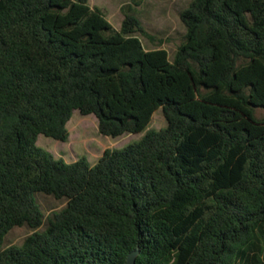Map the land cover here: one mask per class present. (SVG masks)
Instances as JSON below:
<instances>
[{
	"label": "trees",
	"instance_id": "obj_1",
	"mask_svg": "<svg viewBox=\"0 0 264 264\" xmlns=\"http://www.w3.org/2000/svg\"><path fill=\"white\" fill-rule=\"evenodd\" d=\"M181 18L171 59L131 12L117 29L89 0H0V264H125L138 247L136 264H264V0ZM75 110L107 136L146 132L67 162L37 142L68 141ZM38 192L67 204L46 218Z\"/></svg>",
	"mask_w": 264,
	"mask_h": 264
},
{
	"label": "rangeland",
	"instance_id": "obj_2",
	"mask_svg": "<svg viewBox=\"0 0 264 264\" xmlns=\"http://www.w3.org/2000/svg\"><path fill=\"white\" fill-rule=\"evenodd\" d=\"M192 0H89L92 6L100 7L115 28L122 27L125 13L131 12L137 16L152 35L153 39L138 33L147 49L164 48L171 59L174 58L178 46L183 42L187 28L181 18V12L189 6ZM256 115H264V109H259ZM167 125L163 109H158L147 129H160ZM70 137L61 141L40 134L38 145L51 151L56 157L74 162L86 157L92 164L97 163L107 148H122L139 140L146 131L139 133H124L118 137L104 135L99 130V119L95 114L83 115L79 110L73 112L68 123ZM45 216L64 208L65 198L58 199L44 192L36 194ZM45 224L38 230H44ZM35 230L29 226H17L5 239V247L21 245ZM264 258V257H263Z\"/></svg>",
	"mask_w": 264,
	"mask_h": 264
},
{
	"label": "water",
	"instance_id": "obj_3",
	"mask_svg": "<svg viewBox=\"0 0 264 264\" xmlns=\"http://www.w3.org/2000/svg\"><path fill=\"white\" fill-rule=\"evenodd\" d=\"M139 253H140V248L139 247L134 249V250H132L128 254L125 264H136V259H137V256L139 255Z\"/></svg>",
	"mask_w": 264,
	"mask_h": 264
}]
</instances>
